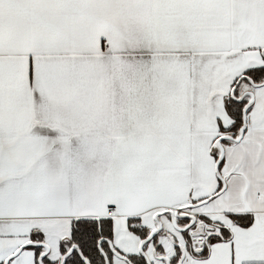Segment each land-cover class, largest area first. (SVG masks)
<instances>
[{
    "label": "snow or ice",
    "instance_id": "snow-or-ice-1",
    "mask_svg": "<svg viewBox=\"0 0 264 264\" xmlns=\"http://www.w3.org/2000/svg\"><path fill=\"white\" fill-rule=\"evenodd\" d=\"M0 264H264V0H0Z\"/></svg>",
    "mask_w": 264,
    "mask_h": 264
}]
</instances>
